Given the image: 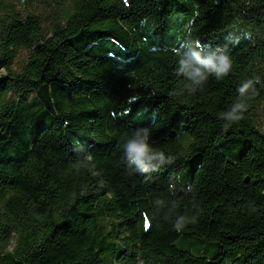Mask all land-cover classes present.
<instances>
[{
  "label": "trees",
  "instance_id": "16d2710c",
  "mask_svg": "<svg viewBox=\"0 0 264 264\" xmlns=\"http://www.w3.org/2000/svg\"><path fill=\"white\" fill-rule=\"evenodd\" d=\"M189 28L233 60L195 91ZM260 107L264 0H0V264H264ZM142 127L172 157L145 174L123 159Z\"/></svg>",
  "mask_w": 264,
  "mask_h": 264
},
{
  "label": "clouds",
  "instance_id": "9594fccd",
  "mask_svg": "<svg viewBox=\"0 0 264 264\" xmlns=\"http://www.w3.org/2000/svg\"><path fill=\"white\" fill-rule=\"evenodd\" d=\"M249 37L248 32L241 31L237 26H234L233 31H230L225 39L228 44L236 45L242 39ZM228 44L212 46L203 43L192 36L191 28H189L187 35L179 39L177 44L171 48V51L178 58L176 72L186 78L189 89L195 91L202 88L210 77L214 76L217 80H220L229 74L233 67V60ZM252 86V80L243 83L239 88L240 99L233 102L222 114V118L229 124L243 119L247 108L243 98ZM172 94L175 95L176 93ZM153 118H155V113H153ZM81 147L83 146L81 145ZM123 159L130 171L140 174L157 171L158 166L172 162L170 155L156 150L151 130L146 127L138 128L126 138L123 143ZM172 187L175 186L172 185ZM192 219L194 221L195 218ZM187 222L188 218L178 216L174 227L177 231H181Z\"/></svg>",
  "mask_w": 264,
  "mask_h": 264
},
{
  "label": "rangeland",
  "instance_id": "374dc122",
  "mask_svg": "<svg viewBox=\"0 0 264 264\" xmlns=\"http://www.w3.org/2000/svg\"><path fill=\"white\" fill-rule=\"evenodd\" d=\"M18 10L21 12V14H24L26 10L22 8H18ZM27 57V51L26 50H20L18 53L15 62H14V68L17 70L19 66L23 63V61ZM258 120L260 122V128L264 130V107H260L258 110Z\"/></svg>",
  "mask_w": 264,
  "mask_h": 264
}]
</instances>
